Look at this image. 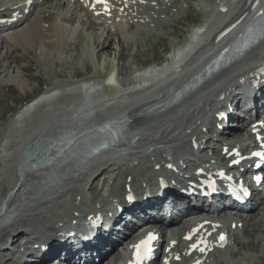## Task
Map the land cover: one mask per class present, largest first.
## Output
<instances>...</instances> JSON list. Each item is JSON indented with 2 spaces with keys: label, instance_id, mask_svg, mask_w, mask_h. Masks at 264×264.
I'll return each mask as SVG.
<instances>
[{
  "label": "rangeland",
  "instance_id": "1",
  "mask_svg": "<svg viewBox=\"0 0 264 264\" xmlns=\"http://www.w3.org/2000/svg\"><path fill=\"white\" fill-rule=\"evenodd\" d=\"M174 6L173 8H176ZM193 13L194 12H192V10L183 8L182 11L177 15V17H175L174 20L170 19V22L166 23V25L162 21L160 22H162L163 25H161L160 28H156V24L155 27L152 24V27L150 26L149 29H153L155 31L150 32L148 35L145 34L143 30L135 31V29L133 28V34H131V36L129 37V33L131 32L126 33L128 36L127 38H125L123 36L124 32L121 31V28L120 31L123 38L122 43L124 44V51L121 57L114 55L113 51L109 54V50H112V48L109 47L107 48L108 51L106 53L110 56L105 54V52L102 53L101 51H99V48H96V42H92L91 45H87L85 47V54L82 53L83 51L80 46H76V49L74 46H69L70 48L67 47L69 51L63 49V51L60 50V52L58 50L53 53V55L48 54L43 46L41 51V44L39 45V48L36 52H34V50L24 51L20 48H15L14 51H12V60H10V62L15 61L17 62L18 67L24 69L23 73L27 78V85L24 88H21L12 82H0V142L5 141L10 144L9 148L4 153H1L2 157L0 158V202L4 200L5 192L14 188L13 184L17 181L16 180L14 182V160L17 153L19 152V147H21L23 144H27L30 139L35 138V136L38 134L39 129L42 132H45L49 128V124H51L50 126H52L50 128H54L56 131L59 130V136H62L59 142L63 144L68 150H70L67 162H64L63 158L59 159L54 155H50L51 157H49L48 160L49 168H42L43 172H39V170L36 173L27 174L22 180H20L21 183L18 185L19 189L17 192L24 193V201H29L35 191L46 190L48 192L47 194L49 195L47 199H50V203L46 206L50 207V209L56 208V206L63 201L61 197L67 192H71L74 187L81 189L83 196L86 198L88 204L92 203L95 197H101V194L99 192L100 185L97 188V183L95 182V184H93V186L95 185L94 190H92L93 186L90 187V190H88L87 185H84L83 187L80 185L82 179L86 178L87 174H89V182H92L94 181V179H97L99 177V182H104L106 180V188L104 189V192H106V189L109 186H112L113 178H110L111 175L115 177L116 175H118V173H120V168H117V170H115V163L119 160L118 153L121 151L125 153L126 156H129V154H131L133 150V155L135 153L139 154V156H142V154L140 153L142 152L143 146L141 147V143L143 142V140L142 138H139L140 134L133 135V126H131V124L127 127L128 129L126 128L124 130L116 129L114 126L109 125L104 129L102 128V131L97 128H92L86 129L85 132L78 128L76 122L81 121V118H84L85 115L89 116L97 114L101 110L109 111L121 105L124 100H118L116 98V94H118L117 90L130 91L142 84L144 86L145 81H138L136 79L138 71H143L144 69L146 71L147 67L151 66H153V69H156L166 63L167 52L170 50V47L172 45L179 44L184 34L186 33V30H188V28H190L192 24H197L198 22L201 23L203 21V13L201 11H197L195 15ZM75 14L76 11L73 10L72 17ZM75 16L69 20L70 22L65 20V23L64 18H62L61 21H64V24L72 27L73 29L77 26L78 28L81 26L82 29L85 30L84 32L88 34L94 31L98 26L94 25L95 27H93V23L92 25H90L88 24V21L85 22V20L88 19L81 13H78L76 18ZM78 18L83 19L80 22L81 24H78ZM89 23H91V21H89ZM146 28L148 27L145 26L144 29ZM115 32L116 31H114L112 34L114 35L112 36L114 37V39L111 38V40H107V42L111 46H115L118 42V36ZM94 39H96L95 35H93L92 41H94ZM183 46L184 45H182V47ZM81 53L83 58L78 57L81 55ZM95 68H100L102 71L106 72L108 74V79L103 81L93 80L92 75ZM2 69L3 66L0 67V71ZM110 74V80L112 83L109 80ZM108 80L109 83L112 84V86L108 84ZM105 82L106 84H104ZM111 88L113 89V91H109V89ZM88 89H90L93 95L96 94L99 96L104 93V98L100 99L103 107L98 108L100 106H96L94 104L87 114L75 112V108L73 107V105L69 104L70 100L73 101V99H77V97L82 92L87 91ZM48 91L52 92L48 95L47 98V100L49 101V105L46 106H49L48 108L40 105L34 108V110L31 111L20 122L17 123L16 120H10V116L16 110H18V108L24 102H27L28 104L32 100L36 99L38 95L35 98L33 97L37 93L39 94L41 92V95L39 94V97H41L45 93L48 94ZM200 114L203 115L204 118V114L208 113L206 110H204V112ZM210 121L211 119L208 120V122ZM155 122H151L152 124L150 123L149 126L140 125L141 127H137H139V129H146V127L148 126L147 128L149 129H155L164 124V122L162 123V121H160V124L158 126H155L159 123V121L156 123ZM159 133L160 131H158V133L154 137V144H160L159 142L161 140L159 141L158 139H161L164 136V134L160 135ZM230 133H237L242 135L241 133L243 132L237 130ZM170 137L171 136L167 137V139H169ZM234 137L236 136L234 135ZM232 138L233 137H231L230 139ZM237 138L239 137L234 138L232 141V144L234 146L235 144L238 145L239 143L237 142ZM176 139V142L183 141L180 134ZM162 140H164V138H162ZM134 142H139V144H134ZM49 143L50 142H48L47 144ZM173 143H175V141ZM28 144H31V142H29ZM0 146H3V144L0 143ZM133 146H135L134 149ZM57 147L61 148L60 146ZM45 150V145L39 147V150L37 152L38 156L42 158L44 156ZM110 167L111 169H109ZM132 170L133 169H131L130 171L132 172ZM78 174L82 175L77 177ZM130 184H132V180ZM96 190L97 193L94 194ZM76 191L78 190H74L73 192H71V195H81L80 192L77 193ZM123 193H125V191L119 192L118 196L122 197ZM68 195L70 194L68 193ZM103 198L101 197L99 201H105L103 200ZM32 199H34V197ZM72 200L74 202V198H72ZM19 201L21 200L19 199L15 203L17 204ZM79 203L80 205H85L86 201L82 199V201H80ZM260 206V209L256 208L250 213L251 215H253L256 214L257 211H259L258 215L254 218V220H256L257 222L258 220L264 219V205ZM82 207H80V209ZM26 208L27 210L24 212V214L19 213L18 215L12 217V219H15L14 221L16 222L21 218H28L31 221H37V215L39 214L38 212L44 210L42 200L33 202ZM82 213H84V211ZM89 213H91V211H87L85 215ZM40 215L43 214L40 213ZM49 218V222L54 221L52 217ZM63 218L64 216H61V219ZM248 218L249 217H247V219ZM25 219L21 220L20 225H23L24 228L20 232L19 236H17V238L29 237L28 234L30 233L28 232V230L30 229H28L27 231L26 229L30 226V223ZM66 219H70V216L66 215ZM11 223L12 222L10 221L6 224L11 225ZM50 224L54 223H48V226H50ZM261 224L262 226H260V228H257V226H255V228L251 227V229L255 233L253 237V245L251 247H249L248 245L241 246L238 241L233 242L236 245L230 244V246H232L234 250H237H231L230 253L236 256L227 253L223 257L225 258V262L223 264H241V261H243V259L241 258H243L244 255L245 258H249L248 260H246L249 264H264V235L260 233V231L264 228V223L262 222ZM1 226L2 223L0 225V231ZM14 227L16 226L14 225ZM178 228L183 229L184 226L177 227V229ZM218 232H221V230H219ZM244 232L245 231L239 232L237 234V237H239L243 242H246L249 240V238ZM256 234L257 238L259 236L258 242H256ZM232 237H234L233 233H231V238ZM240 239L239 241H241ZM5 253L6 251L4 250L0 251V264H2L1 262L4 258H9L4 257ZM111 259V256L110 258L105 257L99 262L100 264H106L107 261ZM219 259L216 257V255L213 256V264H222V257H219ZM114 263H116V259L112 260V264ZM8 264H11V258H9Z\"/></svg>",
  "mask_w": 264,
  "mask_h": 264
},
{
  "label": "bare ground",
  "instance_id": "2",
  "mask_svg": "<svg viewBox=\"0 0 264 264\" xmlns=\"http://www.w3.org/2000/svg\"><path fill=\"white\" fill-rule=\"evenodd\" d=\"M167 1H170V0H167ZM182 1H183L184 4L186 3L187 9L192 10V12H195L196 10H200V8L202 7V3L197 2V1L196 2H194L192 0L191 1L182 0ZM256 1L258 2V0H250V3L247 5V9L246 10L250 9L251 5L255 4ZM90 2H92V0ZM148 2H155L154 5L150 6V8L151 9H156L153 12V15H155L157 17H160V15L162 13L158 10V8H159V6L161 7V5L163 3H161V1H159V0H148ZM257 2H256V4H257ZM215 4H217V3L215 2ZM72 6L74 8H76V9L82 10V7H81L80 3L76 2L74 5H71V4H69V0H41V1H38V0H0V18H9V17L13 16L15 13H16V17H17V21L15 22L14 26L5 28V26L7 25V23H5L0 28V67L3 66V69L0 71V82L1 83L6 82V81L7 82H12V83H15V85H17V86H19L21 88H24L27 85V78L25 77V75L23 73L24 69L21 68V67H18V65H17V63L15 61L10 62V60L12 58L11 57L12 51H13L14 48H20L21 50H24V51H26V50L37 51L38 48H39V45L41 44V48H40L41 51H42V46H43V48L46 49V52H48V54L53 55V53H55L58 50L59 51L60 50L63 51V49H66V50L69 51V49H67L66 47L70 48L71 46L75 47V46H78V45L82 44V47H81V49L83 51L82 53L85 54L84 53V52H86L85 51V47L87 45H91L92 42H96L97 43L96 48H99V51H101L102 53L105 52V54H107L106 53L108 51L107 48L109 47V48H112L111 51L109 50V52H108L109 54L112 53V51H113L114 55H117L118 57H121V55H122V53L124 51V44L122 43L123 38L121 36V31L122 30L120 31L121 25H119L118 23L114 22L113 25L107 24L108 25L107 28H102V29H100V28L98 29L97 28V29H95L94 31H92L89 34L85 33L84 30L82 29V27H80V28L76 27L74 29L69 28L63 22L65 20L69 21L71 18H73L75 16L74 15L72 17L73 9L72 10L70 9V7H72ZM173 6H167V8H168V13L167 14L168 15L172 11ZM174 7H177L179 12L181 11V9L178 7V5L174 6ZM98 10H99L100 15L98 17H94V18H96L95 20H100L102 18H105L106 7H99ZM136 10H138V9H135V11ZM126 11H127V13L125 15L122 14L120 19H125L126 23L131 22V26L134 27L135 31L143 30L145 32V34H147V35L150 32H154L155 31L153 29H149V27L153 24L152 22L147 21L146 25H142L141 24V21H145L146 20L145 17L139 16L136 13L133 14V13L129 12L127 9H126ZM179 12L175 13L173 18H170L168 16L169 20L170 19L174 20ZM62 18H64L63 22L61 21ZM167 21H168V19H166V22ZM154 22L156 23V28H160L161 25H163L162 22H157V21H154ZM166 22H164V23H166ZM204 22H205V19H203L202 23H204ZM65 23H66V21H65ZM145 26L148 27V28L144 29ZM212 26H214V25H212ZM212 26H210V27H212ZM112 27H114L113 31H111ZM105 29H106V34L103 36ZM114 31H116L115 32V33H117L116 35L117 36L119 35L120 37H117L118 38L117 44L115 46L114 45L111 46L107 42V40H111V38L114 39V37H112V36H114V35H112ZM204 33L205 32L202 30L201 24H198L196 26H192V31H190L189 35H187L185 37V40H182L181 43L172 45L170 47L168 56L166 57V59H167L166 63H164V65L162 66L163 67L162 70L158 71V69H156L157 72L156 71L154 72L155 69L152 68L153 66L147 67L146 71H145V69L143 71H141V70L138 71L136 79L138 81H143V82L145 81L146 85L147 84L154 85L156 82L159 81L160 77H162L163 75H166L168 73V71H170L171 69L176 67L174 65H169L170 62L174 58L178 59L177 61L180 62V63H183L184 61H185L184 63L188 62L189 59H186L187 57L184 58V55H185V52H186V50H185L186 44L189 43L195 37V35H196L197 39H200L204 35ZM93 35L96 36V39H94V41H92L93 40V37H92ZM182 45H184V46L182 47ZM74 47H72V48H74ZM75 49H76V47H75ZM71 51H72V49H71ZM82 53H81L80 56H78L79 58H83L82 57ZM109 54H107V55L110 56ZM250 57H253V55L250 54ZM108 63H109V61H108ZM154 65H156V64H154ZM119 73H118V75H119ZM107 75L108 74L106 72L102 71L100 68H95L94 73L92 75V79L95 80V81H103V80L108 79ZM242 76L246 80H248L250 78L248 76V74H243ZM110 78H111V74H110L109 80H110ZM109 80H108V84L112 86V84H111L112 82L110 80L111 83H109ZM169 80L170 79H168L166 82H164L163 84L159 85L158 87H161L165 83L169 82ZM238 83H239V80H236L235 78L233 80H230L229 82H226V84H224L223 91H227V92L228 91L230 92V90L232 91V89ZM104 84H106V82ZM175 88L176 87H174L173 89H175ZM111 90L113 91L112 88L109 89V91H111ZM39 94L41 95V93H39ZM39 94L36 97V99L32 100L28 104L25 103L18 110H16L10 116V120L11 121H14V120L18 121L21 117H23L26 113L29 112V110H30V108L32 106L37 105L40 100L45 99L49 93L48 94L45 93L41 97H39L40 96ZM154 94L155 93L152 91V92H149L147 95L148 96H153ZM195 94H196V92H193V94L192 93L189 94L185 98L181 99L179 102L174 103V104H170V98H169L170 95L167 94V93H163L160 98H156V99H153V100H150V101L142 102L141 104L137 105L130 112L128 111L126 113V117L132 118V121H133V124L131 125V126H133L132 128H135L138 125H148L149 126V124L151 122L153 123L155 121L156 122L159 121V123L157 125H155V126H158L160 124V121L163 122V120L168 118L169 115L171 114V112H173L174 110L178 109L182 105L186 104L188 101H191V100L195 101V98H194ZM144 96L145 95H142V96L138 97L137 100H140V101L143 100ZM230 100H231L232 103H234L236 101L235 94L231 95V99ZM211 101L213 102V98L211 99ZM70 103H72V101H70ZM193 104H194L193 105L194 107L192 109L193 111L192 110L188 111L185 114L187 116V118H181V119L177 120L174 123V125H172L170 130H167V127H169L168 124H165V125L162 124V125H160L161 127H158L162 131L161 135L164 134V136L162 138L167 139V137H169L171 135V132L178 130L183 125V123H188V122L191 123L192 119L194 121V118H195L194 116L199 114V112L203 113L204 111L201 112L202 109H204V107H207V106L209 107V105H210V103H208V101H206V99L204 101L200 102V103L196 101ZM198 118L202 119L201 117H198ZM198 118H195V121ZM85 123H87V122H85ZM210 124H211V126L208 127L209 130L212 129V123H210ZM50 125L51 124H49V128L52 127ZM255 128H261V126L258 125ZM181 130H183V128ZM58 131H54V132H58ZM135 131H138V130H135ZM167 131H170V133L166 134L165 132H167ZM229 133H230V131H229ZM229 133L226 136H224V138L230 139L231 137H233L232 138V140H233L234 138L239 137V135H240V134H237V133H234V134H231V133L229 134ZM42 135L41 134H37L35 136L34 140L30 141L31 144H29V145L33 146L34 141L36 139L40 138V136H42ZM133 135H135V134H133ZM174 135H176V134L174 133ZM234 135L236 137H234ZM204 137L206 138L205 135H204ZM156 138H157V136H156ZM158 138H159V136H158ZM160 138H161V136H160ZM162 138L158 139V140L162 141ZM147 139H149L148 136H147L146 140ZM153 139L154 138H152V140ZM232 140H231V142H232ZM252 140H253V138H252ZM135 143L136 142H134V144ZM137 143L139 144V142H137ZM183 143L185 144V146H187V147L189 146L188 145V140H186ZM234 143H236V142H234ZM132 145H133V143H132ZM235 146H238L240 149L243 148V144L240 143V142L238 143V145L235 144ZM177 147H180V146H176V148ZM134 148H135V146H133V149ZM158 151H159V154L162 153V150H158ZM132 152H133V150H132ZM24 156H25V154H24ZM147 167H148V165H146L144 170ZM109 169H111V167ZM130 170H131L130 168H124V169L122 168L121 169V172L123 171L124 175H123L122 179L120 178V180H119L120 183L118 182L119 183V191H117V195H118L119 192H124L125 191V193H123V196L120 197L122 201L124 200V195L125 194L134 193V191H127L128 189H133L134 188L135 190H138V187L140 186V184H138V186H136L137 183H140V181L138 179H136V178L132 179V184H130V186L125 185L126 181H123V180L126 177L131 176V173H130L131 171ZM107 173H108V171H107ZM111 176H113V175H111ZM117 181L118 180H116L115 182H117ZM96 183L98 185L100 182L97 180ZM101 183H103V182H101ZM16 185H17V181L13 184V187H15ZM92 186H93V184L91 183L90 187H92ZM94 187H95V185L93 186L92 190H94ZM76 192L79 193V190L76 191ZM67 195H68V193H67ZM177 195L179 197H174V198H171L170 200L168 198L167 199L168 203L175 202L178 198H180V199L183 198L182 195H180V194H177ZM137 196H136V198H137ZM70 197L75 199L76 196L71 195ZM101 197L103 198V196H101ZM105 197L106 196H104L103 200L106 201L107 199ZM167 200H165V202H167ZM77 201L78 200H74L75 205L78 207V210H80V207H82V206H84V207L88 206L86 204L85 205H80L79 203H77ZM78 202H80V201H78ZM168 203L163 204L164 208L167 206ZM127 204L128 203L123 205V207H127ZM176 205L177 204H173L172 207H175ZM260 205L263 206L264 203H261ZM151 208H152V205L150 203H148L147 206H145L143 209L144 210H148V209H151ZM255 208H257V206L253 205L248 210L236 211L235 215L237 217H240V218H238V219H236V218H232L231 219L230 218L231 220L230 219L228 220V222H232V221H234L235 223L242 222L243 226H244L243 229L245 230L246 235L249 238L248 241L243 242L242 240L239 241L238 237H234L233 238V242L234 241L235 242L238 241L241 246L248 245L249 247H251L253 245V240H254L253 237H254L255 233L251 229V227L255 228V226H257V228H260V226H262L261 223L262 222L264 223V219L258 220V222L256 220H254V218L258 215L259 211H257L256 214H253V215L250 214L251 211L255 210ZM138 212H140V211H136V213H138ZM81 214L82 215L79 214L78 216H82V217L83 216H86V217L89 216V214L85 215L86 214L85 212L81 213ZM65 215H68V214H65ZM55 217H56V214L54 216H52V219H54ZM217 217L224 218L225 217V213L224 214L221 213ZM247 217H249V218L247 219ZM59 218H61V217H59ZM241 218H243V219H241ZM48 219H50V218L46 217V220H45L46 225L43 224L44 228H45V226H48V223H52V221L49 222ZM191 219H195V217L185 218L184 220L178 221V222H176L174 224L175 225L174 226L175 227V234L173 235V237L167 238V240H166V245L167 246L169 245L170 240H175L176 238L179 239V232H180L179 230H181V229L180 228L177 229V227L184 226V225L188 224L189 220H191ZM67 220H69V219H66V216H64V218L61 219L60 221L61 222H66ZM89 221H90V219H89ZM259 223H260V225H259ZM101 226L102 225L99 226V229L101 228ZM23 228H24L23 225L16 226V227L12 228L6 234L9 237H15L14 240H16L17 236H19V234L23 230ZM207 231H208V229L203 231V230H201L199 228L198 233H201L202 235H206ZM260 233H264V228L260 231ZM28 235L30 236V234H28ZM101 239H102V243H106L108 241L107 239H104V238H101ZM33 243H37V240L34 241ZM15 245H17V244H15ZM48 248L49 249L47 250V253L50 254V253H53V251H54L53 249L56 248V247H55L54 244H50V246ZM185 249L186 248H182V241L179 240L178 243H177V250H176L177 254L175 255V257L176 256H186L185 255ZM99 250L101 251V249H99ZM100 251H99V253H100ZM107 255L111 256L112 259L108 260L106 264H112V260L113 259H116V262H117L118 259L121 256L119 251H117L116 245L111 246V251H109L107 253ZM213 256H215V255H213ZM103 257H104V255H101V254L99 255V259H101ZM209 257H211V256H209ZM9 258H4L1 263L2 264H5V263L8 264ZM103 259H101V260H103ZM44 260H46V259H44ZM188 263H189V261H188ZM40 264H49V263H45L44 261H42V262H40ZM216 264H219V263H216Z\"/></svg>",
  "mask_w": 264,
  "mask_h": 264
},
{
  "label": "snow or ice",
  "instance_id": "3",
  "mask_svg": "<svg viewBox=\"0 0 264 264\" xmlns=\"http://www.w3.org/2000/svg\"><path fill=\"white\" fill-rule=\"evenodd\" d=\"M258 139H261L259 136L257 137ZM254 155L256 156H264V152H256L254 153ZM236 161H234L235 163ZM155 239L154 235L149 233L148 237L144 240H141L139 244L135 245L134 247L136 248V259L135 261H131L130 264H139V262L146 256V255H150L151 254V241ZM220 239L223 240L224 236L221 235ZM192 247H196V245H192ZM204 249H201V251H203Z\"/></svg>",
  "mask_w": 264,
  "mask_h": 264
}]
</instances>
